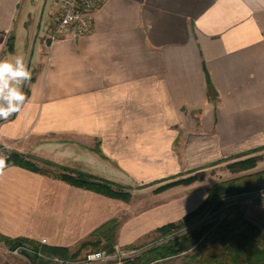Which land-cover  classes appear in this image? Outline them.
<instances>
[{"label":"crops","instance_id":"1","mask_svg":"<svg viewBox=\"0 0 264 264\" xmlns=\"http://www.w3.org/2000/svg\"><path fill=\"white\" fill-rule=\"evenodd\" d=\"M29 1L13 34L22 0H0V59L24 56L33 78L22 110L0 120V146L34 156L44 170H55L51 162L108 180L97 170L179 172L212 162L209 155L260 147L250 154L259 157L253 169H264V0H104L92 32L52 47L53 1L49 20L47 0L40 13L41 0ZM119 201L8 166L0 234L72 247L111 219ZM245 216L264 232V205L246 207ZM0 248L7 264H30Z\"/></svg>","mask_w":264,"mask_h":264},{"label":"trees","instance_id":"2","mask_svg":"<svg viewBox=\"0 0 264 264\" xmlns=\"http://www.w3.org/2000/svg\"><path fill=\"white\" fill-rule=\"evenodd\" d=\"M13 43V37H8L6 52H12ZM206 84L208 98L215 104L217 93L208 78H206ZM23 91L26 95L28 88L25 86ZM260 149L261 147L254 148L196 169L152 180L148 184L137 186L136 189L162 183L155 189L156 193H160L176 185H189L201 179L202 169L224 161H230L226 167L231 172L251 170L259 160L258 155L237 161L231 160ZM94 151L104 157L98 146L94 148ZM0 155L8 156V166H18L29 171L44 173L71 186L96 194L125 202L132 196V188L80 169L45 162L55 167V170H44L39 167L34 156L13 149L9 153L2 146H0ZM186 174L189 175L185 176ZM250 183L264 186V169L214 183L207 188L204 198L177 221L155 227L157 237L154 241L156 243L151 244L133 258L123 260L121 264H159L177 256H182L178 264H264V232L246 218L245 211L238 205L225 213L226 207L222 200L225 196H233L249 190ZM223 213H225L224 216H222ZM117 226L116 219L111 218L94 228L83 240L72 247L41 244L23 236L10 238L2 234H0V243L8 249L19 247L30 264H48L47 258L51 256L63 260H77L86 248L112 251L116 242Z\"/></svg>","mask_w":264,"mask_h":264},{"label":"rangeland","instance_id":"3","mask_svg":"<svg viewBox=\"0 0 264 264\" xmlns=\"http://www.w3.org/2000/svg\"><path fill=\"white\" fill-rule=\"evenodd\" d=\"M53 0H47L45 5V9L43 12L44 19H50L51 15V4ZM29 0H22L19 4V15L16 14V22H14V32L13 34H17L21 31V21L22 16L25 13L24 8L29 6ZM43 9V0H41L40 11ZM43 11V10H42ZM37 20H39V16H37ZM52 25L54 22V18L52 16ZM51 25V26H52ZM37 26V23H36ZM50 26V28H51ZM48 29V32L50 30ZM10 37V35L8 36ZM8 41V38H7ZM15 43V42H14ZM13 43V48H14ZM6 51V49H5ZM9 59L13 58L11 56L8 57ZM218 156H208V159L213 160L212 162H216L222 158L221 153L217 154ZM254 154H246L239 156L238 158L232 159L231 161H237L239 159H244L246 157L253 156ZM141 156V155H139ZM146 159H151L153 157L152 154H145L142 155ZM212 162L205 163L208 165ZM230 161L220 162L218 164H214L202 169L201 179L199 181L193 182L189 185H176L171 188H168L160 193H156L155 189L162 183H156L154 185H150L148 187L136 189L137 186L141 184H148L152 180H156L159 178H163L165 176L158 177L157 175H153L159 173V175H163L169 172H172L171 175L181 173L185 170V168L180 169L179 172H174L177 170H169V169H160V170H152L147 165L144 169H129L121 170V169H114L111 170L110 168H102L101 171L107 177L111 178L114 181L121 183L126 187L132 188V196L129 201H119V203H111V209H113V216L112 218L116 219L118 226L116 229V242L112 247V251L106 252L109 253L119 254L117 255V259L113 258L112 260L108 261V264H121L123 260L133 258V256L138 255L142 250L145 248L150 247L151 244L156 243L155 238L157 237L155 233V227L167 223L170 221H177L184 213L194 208L205 196L207 188L218 181L226 180L229 178L240 177L242 175L251 173L256 171L254 169L243 171V172H231L227 169V163ZM114 167H117L116 163L112 164ZM118 168V167H117ZM77 169V168H76ZM92 169V168H91ZM96 169V168H94ZM46 170H52L51 168H46ZM79 170V169H78ZM82 170V169H81ZM85 171V170H82ZM259 171V170H257ZM174 172V173H173ZM189 174H186L187 176ZM258 183H250L249 190L261 188V186L257 185ZM264 187V186H262ZM249 190L245 191L248 192ZM242 192V193H245ZM242 193L228 196L224 199V207H226L225 213L229 212L232 207L240 206L246 215V207L250 205H257L261 204L264 205V200H258L256 203L253 204H246L244 202V197L241 196ZM235 209V208H233ZM222 214V216L225 215ZM115 246L117 247L116 249ZM96 251L93 248H86L82 251L79 261H81L84 255ZM6 251L0 248V264L6 262L7 258L5 256ZM129 254V255H126ZM16 255H24L21 252ZM25 256V255H24ZM27 258V257H26ZM21 262H24L23 259L19 258ZM28 259V258H27ZM23 260V261H22ZM182 260V256H177L174 258L167 259L159 264H178ZM29 261V260H28ZM25 264V262H24ZM27 264V263H26Z\"/></svg>","mask_w":264,"mask_h":264},{"label":"built area","instance_id":"4","mask_svg":"<svg viewBox=\"0 0 264 264\" xmlns=\"http://www.w3.org/2000/svg\"><path fill=\"white\" fill-rule=\"evenodd\" d=\"M103 2L104 0H53L55 8L54 22L45 37V44L48 47H52L59 38L64 36L75 37L92 32L95 13ZM241 196L245 198L244 202L248 205L256 203L258 200H264V187L249 190L248 192L242 193ZM226 197L228 196H225L222 199ZM44 242L45 240L41 241V243ZM116 248L117 247L115 246L114 249ZM97 251L106 252L105 250H96L90 253ZM8 252L11 254H18L21 251L19 247H15L13 249H8ZM106 253H108L110 257L109 261L116 258L119 254V252H117V254ZM88 254H86L81 261L78 259L63 260L56 256H51L47 259L48 264H87L86 257ZM119 263L120 261L118 264Z\"/></svg>","mask_w":264,"mask_h":264},{"label":"clouds","instance_id":"5","mask_svg":"<svg viewBox=\"0 0 264 264\" xmlns=\"http://www.w3.org/2000/svg\"><path fill=\"white\" fill-rule=\"evenodd\" d=\"M31 79L32 73L24 56L0 59V120L7 121L22 110L27 100L23 88ZM5 148L11 152L7 145ZM7 167L8 156L0 155V175ZM109 259L108 253L103 251L90 253L86 257L87 264H108Z\"/></svg>","mask_w":264,"mask_h":264}]
</instances>
